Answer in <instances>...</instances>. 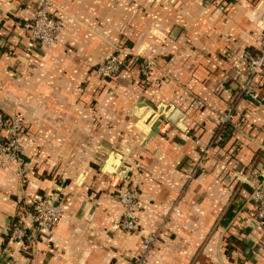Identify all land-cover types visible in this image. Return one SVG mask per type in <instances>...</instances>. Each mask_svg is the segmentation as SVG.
Returning <instances> with one entry per match:
<instances>
[{
    "label": "crops",
    "instance_id": "0c3cea01",
    "mask_svg": "<svg viewBox=\"0 0 264 264\" xmlns=\"http://www.w3.org/2000/svg\"><path fill=\"white\" fill-rule=\"evenodd\" d=\"M49 1L62 31L42 47L27 38L37 0H0V112L18 115L34 141L24 146V182L17 167L0 168V264H134L159 228L149 264H264L250 203L264 171V72L251 99L234 70L244 51L258 53L264 0ZM118 49L151 59L150 77L133 62L96 78ZM229 108L233 132L219 146ZM123 182L138 194L133 233L116 227ZM33 196H51L59 222L37 243H14L9 227ZM229 207L234 217L221 225Z\"/></svg>",
    "mask_w": 264,
    "mask_h": 264
},
{
    "label": "built area",
    "instance_id": "2783aa9c",
    "mask_svg": "<svg viewBox=\"0 0 264 264\" xmlns=\"http://www.w3.org/2000/svg\"><path fill=\"white\" fill-rule=\"evenodd\" d=\"M51 3L49 0H37V6L32 10L30 22L27 27V38L30 43L42 47L52 46L57 35L62 31V24L51 12ZM125 49H118L115 53L99 62L93 69V74L99 80L116 76L121 69L134 63L139 77L147 80L150 77L153 62L149 58H140L137 60ZM237 77L243 76L238 90L244 96L251 99H257L253 91L254 79L264 72V31L261 36L259 50L257 54L244 51L234 67ZM232 109L219 117V123H226L233 120ZM27 126L16 114H3L0 112V168L17 167L14 171L16 177L24 182L25 167L28 165L22 159L24 146L34 144L33 138L28 133ZM209 146L200 149V155L190 172L187 173V182L194 179L197 173L203 169L205 160L210 155ZM116 197L122 209L121 219L116 225L117 229L133 233L137 229V223L134 217L135 210L138 207V194L133 187L120 183L115 186ZM250 203L253 206V219L264 226V171L262 179L253 187L250 194ZM178 213L177 209H173ZM61 209L55 204L51 196H33L24 201L23 207L19 208L13 218V224L9 227V240L14 243L29 244L37 243V238L42 232L49 231L55 227L60 219ZM163 222H161L162 225ZM161 230L144 236L141 242V250L134 264H149L151 251L156 244ZM6 264H13L8 260Z\"/></svg>",
    "mask_w": 264,
    "mask_h": 264
},
{
    "label": "trees",
    "instance_id": "16d2710c",
    "mask_svg": "<svg viewBox=\"0 0 264 264\" xmlns=\"http://www.w3.org/2000/svg\"><path fill=\"white\" fill-rule=\"evenodd\" d=\"M232 109V113L233 115L235 114L234 113V110L233 108ZM232 120L229 121V122H226V123H219L218 126H217V129H216V132H215V135L213 137L214 140H217L216 144L219 146L223 144V142H225V140H228L233 132L232 130ZM215 145V144H214ZM234 208L233 207H229V209L227 210V213L224 215L223 219L221 220V225H226L227 223H229L232 218L234 217ZM13 224V220H12V223ZM228 240H232L234 241L235 238L230 236L228 238Z\"/></svg>",
    "mask_w": 264,
    "mask_h": 264
},
{
    "label": "water",
    "instance_id": "95a60500",
    "mask_svg": "<svg viewBox=\"0 0 264 264\" xmlns=\"http://www.w3.org/2000/svg\"><path fill=\"white\" fill-rule=\"evenodd\" d=\"M151 108L154 109L155 107L151 105ZM169 121H170V122H174V120H172L171 118L169 119ZM161 123H162V120H161V119H158V120L153 124V126H152V128H151V132L148 134L147 139L151 138L152 136H154V135H156V134L158 133V126H159ZM126 170H127L126 167H125V168H122V170H121V174H120L121 179H123V177L126 176Z\"/></svg>",
    "mask_w": 264,
    "mask_h": 264
}]
</instances>
